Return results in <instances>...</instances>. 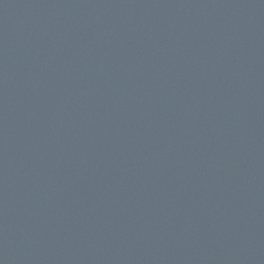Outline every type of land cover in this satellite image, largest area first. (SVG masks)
<instances>
[{
	"label": "water",
	"instance_id": "water-1",
	"mask_svg": "<svg viewBox=\"0 0 264 264\" xmlns=\"http://www.w3.org/2000/svg\"><path fill=\"white\" fill-rule=\"evenodd\" d=\"M0 264H264V0H0Z\"/></svg>",
	"mask_w": 264,
	"mask_h": 264
}]
</instances>
